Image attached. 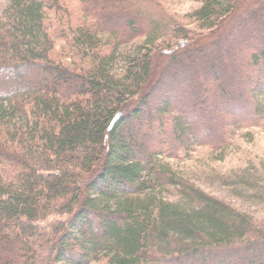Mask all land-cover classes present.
Listing matches in <instances>:
<instances>
[{"label": "trees", "instance_id": "trees-1", "mask_svg": "<svg viewBox=\"0 0 264 264\" xmlns=\"http://www.w3.org/2000/svg\"><path fill=\"white\" fill-rule=\"evenodd\" d=\"M194 1L191 29L155 0H8L0 264H264V225L164 164L264 132V0Z\"/></svg>", "mask_w": 264, "mask_h": 264}, {"label": "rangeland", "instance_id": "rangeland-1", "mask_svg": "<svg viewBox=\"0 0 264 264\" xmlns=\"http://www.w3.org/2000/svg\"><path fill=\"white\" fill-rule=\"evenodd\" d=\"M155 1L162 5L168 16H172L191 29L195 28L189 15L198 8L197 2L194 0ZM7 3L8 0H0V14ZM69 37L67 36V39ZM69 46V42L58 40L55 55L71 54L67 51ZM129 48L122 47L119 52H127ZM120 66V63L115 64L113 69L118 71ZM164 164L184 183L193 185L208 196L223 201L252 217L258 224L264 225L263 131L257 128L241 130L233 135L230 145L221 152L197 148L178 159H165ZM164 197L173 200L176 199L177 193L169 190L164 193Z\"/></svg>", "mask_w": 264, "mask_h": 264}]
</instances>
